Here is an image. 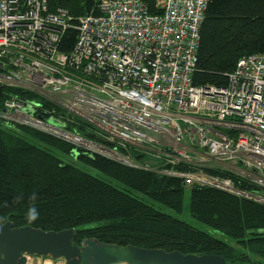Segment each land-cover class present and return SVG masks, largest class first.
<instances>
[{
    "label": "built area",
    "instance_id": "built-area-1",
    "mask_svg": "<svg viewBox=\"0 0 264 264\" xmlns=\"http://www.w3.org/2000/svg\"><path fill=\"white\" fill-rule=\"evenodd\" d=\"M51 1L0 0V89L17 93L1 122L264 205L232 180L264 189V55L239 59L224 88L194 86L208 0H155L154 14L143 0H97V15L77 18L50 12ZM67 31L75 41L62 53ZM43 101L62 114L39 117ZM70 123L100 142L67 132Z\"/></svg>",
    "mask_w": 264,
    "mask_h": 264
},
{
    "label": "trees",
    "instance_id": "trees-1",
    "mask_svg": "<svg viewBox=\"0 0 264 264\" xmlns=\"http://www.w3.org/2000/svg\"><path fill=\"white\" fill-rule=\"evenodd\" d=\"M143 2L156 13L155 0ZM96 4L52 0L48 9H63L77 18L97 15ZM75 34L65 33L58 46L62 53L72 50ZM250 55H264V0H208L193 85L226 87L237 61ZM9 93L17 94L0 89V108ZM36 113L43 118L62 114L44 101ZM65 125L69 133L100 142L81 124ZM232 180L237 190L264 197V189ZM33 204L39 218L28 222L27 209ZM0 219L14 228L73 229V244L79 247L96 241L214 255L225 264H264L263 204L210 187L186 188L179 179L125 167L26 126L0 125Z\"/></svg>",
    "mask_w": 264,
    "mask_h": 264
},
{
    "label": "water",
    "instance_id": "water-1",
    "mask_svg": "<svg viewBox=\"0 0 264 264\" xmlns=\"http://www.w3.org/2000/svg\"><path fill=\"white\" fill-rule=\"evenodd\" d=\"M74 239L73 229L44 232L31 227L14 228L11 222L0 219V264H21L24 256L63 260L65 264H225L223 258L214 255H183L96 241L79 247L73 244Z\"/></svg>",
    "mask_w": 264,
    "mask_h": 264
},
{
    "label": "rangeland",
    "instance_id": "rangeland-1",
    "mask_svg": "<svg viewBox=\"0 0 264 264\" xmlns=\"http://www.w3.org/2000/svg\"><path fill=\"white\" fill-rule=\"evenodd\" d=\"M8 122H10V121H8ZM3 124L11 126V123H7V122H3V121L1 122L0 121V125H3ZM62 160L64 162L71 163V164H74V165L78 164L75 160H73V158L62 157ZM47 262H50L51 264H65L63 260H52L50 258H42V257H35V256H24L22 261H21V264H31V263H33V264H35V263H37V264H45Z\"/></svg>",
    "mask_w": 264,
    "mask_h": 264
},
{
    "label": "clouds",
    "instance_id": "clouds-1",
    "mask_svg": "<svg viewBox=\"0 0 264 264\" xmlns=\"http://www.w3.org/2000/svg\"><path fill=\"white\" fill-rule=\"evenodd\" d=\"M30 199L32 201L36 200V196L33 194ZM39 218V212L35 206V204L31 205L30 207H28L27 209V213H26V219L28 220V222H34Z\"/></svg>",
    "mask_w": 264,
    "mask_h": 264
},
{
    "label": "bare ground",
    "instance_id": "bare-ground-1",
    "mask_svg": "<svg viewBox=\"0 0 264 264\" xmlns=\"http://www.w3.org/2000/svg\"><path fill=\"white\" fill-rule=\"evenodd\" d=\"M31 264H33V263H31ZM35 264H37V263H35ZM45 264H51L50 262H47V263H45Z\"/></svg>",
    "mask_w": 264,
    "mask_h": 264
}]
</instances>
